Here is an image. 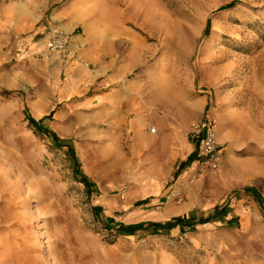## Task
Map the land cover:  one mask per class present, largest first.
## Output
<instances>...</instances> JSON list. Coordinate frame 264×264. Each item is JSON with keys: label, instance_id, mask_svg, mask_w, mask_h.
<instances>
[{"label": "rangeland", "instance_id": "1", "mask_svg": "<svg viewBox=\"0 0 264 264\" xmlns=\"http://www.w3.org/2000/svg\"><path fill=\"white\" fill-rule=\"evenodd\" d=\"M39 1L48 39L79 51L0 33V264H264V0ZM58 57L82 70L73 91ZM206 111L220 163L199 173L187 131ZM134 124L153 153L178 146L159 194L134 180L150 170L127 159Z\"/></svg>", "mask_w": 264, "mask_h": 264}, {"label": "crops", "instance_id": "2", "mask_svg": "<svg viewBox=\"0 0 264 264\" xmlns=\"http://www.w3.org/2000/svg\"><path fill=\"white\" fill-rule=\"evenodd\" d=\"M25 7H29L27 13L23 11L20 2L8 1L2 6V8H0V33L6 37V40L12 42V47L16 51L29 47L30 50L33 49L37 52H41V55L43 53L45 54V43L48 39V34H45L44 32L45 28L44 25L40 23L38 13H40L41 10L45 9L46 7L39 0H32L31 4H29L27 1L25 2ZM37 35H40V37L35 39ZM58 59L60 60L55 58L53 60V64H55V66L60 65L62 69L64 67L66 76L63 75L64 81L62 83H60L59 78H53L55 81V87H63L62 91H73L76 89L74 86L78 78L80 76L82 77V70H78V65L75 64L77 62L74 60H62L60 57H58ZM42 62L43 61H40V63ZM44 64H49V62L45 60ZM99 103H101V101H99ZM139 120L142 121V118ZM142 125L143 124H134V126L131 128L133 139L131 149L128 151L129 156L127 159H130V162L134 164L135 168H145L146 166H149L150 170L145 169L147 172L144 171L139 176L137 175L134 177L137 171L133 170V175L131 177V185H134L135 183L133 181V177L134 180L141 183V185L143 183L145 184L146 189L144 190V193H142V196L148 197L150 195L160 193L163 184L162 177L167 176V173H165L168 170L167 168H170L173 162L181 156L179 154L178 146L175 142H173L172 137H167L166 140L168 143L159 145L161 148H158L156 153H153V150L150 149L151 146L149 145L151 139L149 136H147L145 131L142 130ZM189 139L191 142H193L195 148L197 146L196 156L198 157V152L200 149L198 148L199 145L190 137ZM185 142H187V137L185 138ZM188 156L189 154H187L184 160L182 159L181 162L185 161ZM196 156L190 155L187 159L188 164H182H186L184 167H186L187 171H185L184 174L189 173L192 170ZM190 163L191 165L189 167ZM159 169H163L164 172L156 173L159 171ZM185 176H181L179 180H176L174 183L175 185L172 189L171 195L172 198L177 195L174 194L176 190H185Z\"/></svg>", "mask_w": 264, "mask_h": 264}, {"label": "built area", "instance_id": "3", "mask_svg": "<svg viewBox=\"0 0 264 264\" xmlns=\"http://www.w3.org/2000/svg\"><path fill=\"white\" fill-rule=\"evenodd\" d=\"M73 38L74 36L71 34L53 27L46 42L47 50L50 53L60 52L67 58H75L79 48ZM187 134L199 143L201 151L199 173L215 170L220 163V158L217 154L216 122L208 111L204 112L199 119L190 123Z\"/></svg>", "mask_w": 264, "mask_h": 264}, {"label": "trees", "instance_id": "4", "mask_svg": "<svg viewBox=\"0 0 264 264\" xmlns=\"http://www.w3.org/2000/svg\"><path fill=\"white\" fill-rule=\"evenodd\" d=\"M150 227H152L153 232H157L160 230H171L175 227H179V229H183L184 227H187V225L184 224V221L180 220V219H176V220H171L165 223H159V224H150L148 225ZM131 232L129 234H132L135 230H139L141 229L139 226H133L130 228ZM133 230V231H132Z\"/></svg>", "mask_w": 264, "mask_h": 264}, {"label": "bare ground", "instance_id": "5", "mask_svg": "<svg viewBox=\"0 0 264 264\" xmlns=\"http://www.w3.org/2000/svg\"><path fill=\"white\" fill-rule=\"evenodd\" d=\"M152 133H153V130H152ZM15 185H16V183H15ZM28 190H30V189L28 188ZM128 193H129V191H127V193H126V194L128 195ZM127 195H126V196H127Z\"/></svg>", "mask_w": 264, "mask_h": 264}]
</instances>
